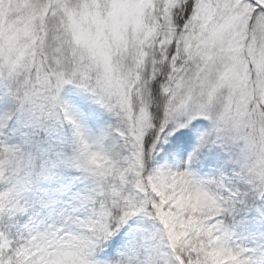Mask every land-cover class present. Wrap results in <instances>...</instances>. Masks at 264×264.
<instances>
[{
	"label": "snow or ice",
	"instance_id": "1",
	"mask_svg": "<svg viewBox=\"0 0 264 264\" xmlns=\"http://www.w3.org/2000/svg\"><path fill=\"white\" fill-rule=\"evenodd\" d=\"M181 13L185 19L190 17V24L178 41L174 21ZM49 16L63 25L57 24L53 30L54 39L62 31L72 32V60L66 61L59 53L51 59L37 57L33 44L38 42L37 26ZM160 31L165 36L160 50L170 64L171 75L163 88L167 99L159 132L179 114L191 111L193 116L212 122L202 144H208L213 133L225 130L236 133L235 138L250 147L256 137H241L242 131L258 128L264 140V0H0V81L7 85V95L16 109L27 108L33 114L55 106L62 88L75 84L125 125L120 135L129 146L127 156L114 161L91 152L73 161L101 179L95 195L83 200L84 207L99 204L101 209L93 208L94 219L86 223L87 229L111 235L112 227L118 231L131 217L143 214L159 220L166 230L172 264H242L238 252L222 245L228 233L222 237L218 226L198 227L195 217L178 228L169 204L151 190L154 182L145 169L150 153L145 152L144 136L154 127L150 86L157 78V62H149L148 49L155 46L152 41ZM189 64L195 71L186 79L183 73ZM93 68L103 71L97 88L88 83ZM14 114L0 115V130L7 128ZM65 118L74 125L66 108ZM74 127L83 141L78 126ZM156 139L159 142V136ZM3 151L12 150L5 146ZM151 151H155V143ZM7 163L11 160L0 161V170ZM261 176L264 178V166ZM172 178L183 184L187 193L183 202L175 201L181 208L188 198L194 203L206 198L201 191H189L191 172L179 171ZM5 200L0 197V205ZM112 209L120 212L114 225ZM92 247L90 241L75 243L62 253L60 264H100L93 258ZM34 256L41 257L36 264L47 259L34 244L13 247L6 238L0 242V264H34ZM126 264L135 261L129 256Z\"/></svg>",
	"mask_w": 264,
	"mask_h": 264
},
{
	"label": "clouds",
	"instance_id": "2",
	"mask_svg": "<svg viewBox=\"0 0 264 264\" xmlns=\"http://www.w3.org/2000/svg\"><path fill=\"white\" fill-rule=\"evenodd\" d=\"M37 3L40 0H36ZM77 0H73V3ZM57 24H61L58 18L49 16L44 24L37 26L38 42L33 41L37 57L43 55L51 59L57 53L62 54L66 61L73 59L74 37L71 31H62L58 39H54L53 30ZM190 24L183 13L174 21V26L180 35L184 34L185 28ZM61 27L63 25L61 24ZM164 32L160 31L153 39L155 45L148 49L149 62L155 59L157 62V78L160 81V89L163 94L164 86L169 84L168 77L170 64L165 62L161 54L160 44L164 43ZM172 55H175V47L170 48ZM79 60V57H75ZM181 60L183 57L181 55ZM85 63L88 61L85 60ZM180 67H184L181 63ZM195 67L189 64L183 75L186 79L192 76ZM150 77L151 72L147 73ZM103 76L100 68H93L89 86L97 88V80ZM152 80V81H155ZM164 105L167 97L163 94ZM65 105L59 98L55 106L49 105L43 113L37 111L36 119L40 127H46V121L50 117L65 120ZM24 111L29 112L26 108ZM52 115L49 116L48 112ZM69 116V113L67 112ZM212 129V128H211ZM211 131V130H210ZM76 133V132H75ZM76 135V134H75ZM255 136L256 143L249 146L243 139H236V133L225 130L218 134L213 133L210 146H219L225 154L221 170L206 179H194L188 186L189 191H201L206 194L203 201L195 203L188 198V203L181 208L175 201L182 202L187 193L183 184L173 180V173L179 171L155 170L148 174L152 175V192L161 197V202L169 204V212L178 228H183V221L190 217L198 218L197 226L211 228L218 226L217 231L222 237L228 233L226 221L235 223L237 215L251 205H258L264 209V178L261 176V167L264 166V140L260 138L259 129H248L241 132L240 136ZM77 137V135H76ZM79 141L78 154L66 157L59 161L55 153L51 156L38 154L25 147L10 148V153L3 151L5 145H0V161L11 160L0 170V197H5L4 205H0V221L3 222L0 230V242L5 238L13 242V247L22 244H34L41 249L46 260L44 264H60L63 252L71 249L77 242L90 241L94 247L91 248L93 258L97 260L98 254L106 251L107 243L118 231L111 228L113 234L107 235L103 231H91L86 228V223L94 219L93 208L99 212V204L88 207L83 206L85 197L94 196L92 192L74 191L73 186L66 182L63 177L64 164L73 165V161L83 159L87 154L93 152L89 145L85 146L84 141ZM9 148V147H8ZM14 209V211H10ZM120 212L112 209L111 223L114 225ZM18 216H28L29 222L20 227H15ZM106 219V218H105ZM155 219V218H154ZM157 220V219H155ZM159 243L168 248V234L160 223ZM35 226V228L33 227ZM14 229V230H13ZM38 229V231H36ZM226 238L222 239V245L230 250L238 252L233 248L225 246ZM169 253V251H168ZM88 253L86 252V255ZM127 254L108 260L106 264H126ZM41 257L34 256L36 264ZM137 264V262H135Z\"/></svg>",
	"mask_w": 264,
	"mask_h": 264
},
{
	"label": "trees",
	"instance_id": "3",
	"mask_svg": "<svg viewBox=\"0 0 264 264\" xmlns=\"http://www.w3.org/2000/svg\"><path fill=\"white\" fill-rule=\"evenodd\" d=\"M3 84V81L1 82ZM67 92V97L70 98L82 113V118L86 122V125L97 135L101 144L105 148L107 156L112 160L122 159L123 156L129 154V146L126 145L125 140L120 135L125 125L121 120L117 118L114 113L99 109L97 106L91 104L89 93H87L81 87H74ZM69 87V86H68ZM75 89H78L79 92ZM152 97V117L154 127L150 129L144 139L145 152L150 153L147 158V166L153 169L155 166H161L164 163L171 161L174 154L178 152L183 146H189L193 137V131L195 127H203L205 132L209 131L210 124L203 121L201 117H198L195 121H188L191 111L179 114L174 121L169 122L163 133L159 132V125L163 120V94L160 89V81H152L150 86ZM3 92V93H1ZM6 93L5 89H0V95ZM3 109L0 112L2 115L4 112H14L12 120L9 122L7 128L0 130V142L1 145H5L9 148L25 147L38 154L51 156L55 153L59 161H63L68 157L62 145L50 140L48 134V127H40L37 123L36 114L26 111H17L15 105L9 99V103H4ZM192 124L189 130L182 128L179 130V125ZM67 124L59 125L58 130L64 135ZM157 136H159V142H157ZM66 139L65 136H62ZM155 143V151L151 149ZM199 145V144H198ZM198 146L196 147V151ZM214 151V152H212ZM221 152V150L219 151ZM210 153H213L209 155ZM216 151L214 149H208L207 146L198 152L191 161L197 159V164L194 162L193 169L199 174L208 172L209 168L220 171L223 166L224 156L219 154V158L215 156ZM199 162V163H198ZM63 177L70 184H74L77 171L71 169L68 164L63 166ZM140 229L141 234L137 237L124 236L121 232L119 237L113 242L112 245L107 247L108 260L118 256L119 254H127L131 256L137 264H146L145 260L136 255L125 253L127 247L132 243H139L143 240H148L152 244L158 247L157 261L160 264H172V258L168 255L167 248L159 243L160 241V229L159 222L156 221H144ZM264 264V256L262 260Z\"/></svg>",
	"mask_w": 264,
	"mask_h": 264
},
{
	"label": "rangeland",
	"instance_id": "4",
	"mask_svg": "<svg viewBox=\"0 0 264 264\" xmlns=\"http://www.w3.org/2000/svg\"><path fill=\"white\" fill-rule=\"evenodd\" d=\"M132 0H117V3H130ZM0 81V89H5L7 91V85L3 81V84ZM73 84L65 85L61 92H60V99L63 101L67 112L69 113L70 119L74 122L75 126H78L83 141L86 142L90 149L98 153L102 156H106L109 158L105 152L104 146L101 144L99 138L87 125L86 122L82 118V113L79 111L78 106L67 97V92L70 91ZM75 85V84H74ZM69 86V87H68ZM78 87V86H74ZM77 93L79 92L78 89H75ZM3 93V92H1ZM9 97L6 93L0 95V112L3 109L4 103H9ZM91 104L93 106H97L99 109H103L108 111L104 106L100 103H97L95 99L90 97ZM16 107V106H15ZM19 111V110H17ZM189 116L188 121L193 122L199 116H193L192 113L186 114ZM201 119L210 124L209 131L212 128V122L209 119H205L201 117ZM67 124L65 128V134L63 135L59 130V125ZM46 125L48 127V134L50 140L55 143H59L62 145V148L67 153L68 157L73 156L74 154H78L79 151V141L75 135L76 127L73 124H70L68 120L63 119H56L54 117H50L46 121ZM181 125V123H180ZM192 124L185 125L183 127H179V130L182 128L189 130ZM193 137L189 146H183L177 153L174 154L171 161L164 163L161 166H155L153 169L147 166V158L150 156H146L145 161V169L146 173L153 172L155 170H166V171H189L192 173L194 179H206L217 174L218 170H213L212 168L208 169V172L203 174H199L193 169L194 162L197 164V159L195 161H191L195 156L198 155V152L204 149L207 146L208 149H214L216 151L215 156L219 158V154L222 157H225L224 152L219 146H210L209 144H202L201 140L204 136L205 132L204 128L195 127L193 128ZM208 131V132H209ZM146 135V134H145ZM62 136H65L66 139H63ZM145 139V136H144ZM199 144V145H198ZM1 145V142H0ZM198 149L196 151V147ZM221 150V152H219ZM214 152V151H212ZM213 153H210L211 155ZM195 155V156H194ZM125 157V156H123ZM110 159V158H109ZM225 159V158H224ZM224 161V160H223ZM199 163V162H198ZM71 169L77 171V175L75 176L73 186L74 191L80 192H92L93 190L97 189L101 185V179L92 175L91 173L85 171L82 167H78L75 164L69 165ZM66 181V180H65ZM68 182V181H66ZM28 216H18L15 218L16 224L15 227L24 226L29 222ZM144 221H156L154 218L150 216H146L143 214H139L133 216L129 219V221L123 225L116 234L112 237V239L106 245V251L98 254L97 261L100 264H106L108 261V252L107 247L112 245L113 242L119 237V233L121 232L124 236L130 237H137L141 234L142 230L140 229L141 225H143ZM226 226L228 228V235L227 240L225 242V246L229 248H233L238 250L239 259L242 264H262L263 256H264V209L259 207L258 205H251L249 208L242 210L236 217L235 223L231 220L226 221ZM3 222L0 221V230H2ZM14 230V229H13ZM167 251H169L167 249ZM158 247L148 240H143L139 243H132L130 244L125 253L129 254H136L142 257L146 264H151L152 261L157 260L158 256Z\"/></svg>",
	"mask_w": 264,
	"mask_h": 264
}]
</instances>
